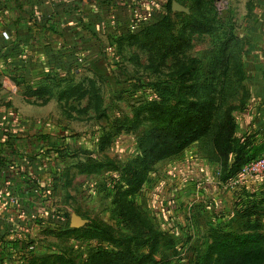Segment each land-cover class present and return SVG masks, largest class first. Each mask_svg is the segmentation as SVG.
<instances>
[{
	"label": "rangeland",
	"instance_id": "374dc122",
	"mask_svg": "<svg viewBox=\"0 0 264 264\" xmlns=\"http://www.w3.org/2000/svg\"><path fill=\"white\" fill-rule=\"evenodd\" d=\"M157 1L160 7L150 11L166 16L158 35L149 36L146 26L155 17L141 15L145 19L133 22L127 34L101 37L93 61L84 58L67 73L49 74L36 95L42 100L31 106L40 109L30 125L49 133L36 137L40 148L33 159H39L38 174L51 181L45 192L53 218L32 221L34 230L26 234L35 249L24 256L33 264H86L94 252L126 248L141 264H196L218 230L237 233L255 222L264 232V197L249 196L256 205L250 222L241 211L224 219L225 209L194 184L179 156L156 162L137 192H124L123 168L139 170L141 140L160 121L157 107L171 109L179 97L204 99L197 92L204 66L219 57L228 36L236 38L235 52L215 81L216 117L231 106L245 125L247 112L264 97V0H210L215 17L207 26L185 1H172L171 9L168 0ZM188 65L193 72L176 79ZM0 97H6L1 90ZM243 132L244 127L237 131L240 139ZM253 133L248 139L258 157L264 134ZM209 142L205 138L199 152L213 167L218 160ZM212 167L208 172L214 175ZM71 215L85 224L69 231Z\"/></svg>",
	"mask_w": 264,
	"mask_h": 264
},
{
	"label": "crops",
	"instance_id": "0c3cea01",
	"mask_svg": "<svg viewBox=\"0 0 264 264\" xmlns=\"http://www.w3.org/2000/svg\"><path fill=\"white\" fill-rule=\"evenodd\" d=\"M159 3L157 0H0V90L6 95L0 97L3 101L0 104H4L0 105V192L5 198L0 201V264H31L24 256L26 243H31L26 234L34 230L32 221L51 217L48 212L52 211L46 207L49 198L42 199L32 193L35 187L45 192L51 185L44 174H38L41 172L37 169L38 157L33 159L40 148L36 137L46 136L49 131L30 125L31 114H38L36 110L40 109L31 106L41 102L42 98L36 95L41 93L45 79L49 74L67 73L71 64L80 65L84 58L93 61L91 53L97 51L101 37L127 34L133 22L145 19L141 15L150 19ZM56 99L59 103V98ZM256 100L257 107L247 112L246 120L243 118L245 125L234 118L236 139H240L242 132L237 131L242 127L244 138L251 131L258 137L264 134V97L260 95ZM201 144L195 142L176 157L179 156L181 164L185 163L194 184L205 188L213 201L225 209L224 219L242 212L247 204H255L250 201V195L264 197L261 181L228 189L227 183L232 179L220 180V162L216 161L212 167L210 158L205 154L201 157ZM212 156L215 157L214 153ZM210 167L214 168V175L208 172ZM9 196L15 198L14 204L6 201Z\"/></svg>",
	"mask_w": 264,
	"mask_h": 264
},
{
	"label": "trees",
	"instance_id": "16d2710c",
	"mask_svg": "<svg viewBox=\"0 0 264 264\" xmlns=\"http://www.w3.org/2000/svg\"><path fill=\"white\" fill-rule=\"evenodd\" d=\"M172 1L178 0H168L167 9H171ZM182 1L188 4L189 10L193 13L196 12L197 19L199 17L203 19L206 23L205 26L212 22L213 15L215 17V9L210 0ZM153 17L155 18L151 23L146 25L148 29L151 28L149 36L158 35L161 30L159 24L166 20V16L163 15H153ZM191 23L193 24V19ZM234 41L236 38L228 36L221 51L218 52L219 57L204 66V82L197 91L205 94L204 99L199 101L179 97L177 104L171 109H168L165 103L157 107L156 113L159 115L158 120L160 121L151 126L141 140L139 170L129 166L123 168L122 178L126 187L125 193L127 191L137 192L146 173L156 162L177 156L195 142H202L205 138L210 139L209 152L214 153L215 159L221 164L220 180L222 182L236 177L245 164L264 153L255 157L256 150H252L255 147L248 137L243 140L234 137L236 124L232 115L233 107L228 106L220 117H216L217 86L215 81L219 78V72L227 66V57L235 52ZM97 48L99 49L98 44ZM237 64L242 68L240 73L241 71L245 73L243 65L238 61ZM191 69L190 65L182 67L176 79L191 73ZM190 88L188 87V89ZM59 100L62 101L63 97H59ZM255 209V204H247L242 210V218L250 220L251 216L255 215ZM69 231H73V229H69ZM123 262L141 264V260L127 248L117 252H94L86 264H122ZM33 263L34 261L31 262V264ZM196 264H264V232L255 222L252 225L247 224L237 233H225L218 230L212 235L208 249Z\"/></svg>",
	"mask_w": 264,
	"mask_h": 264
},
{
	"label": "built area",
	"instance_id": "2783aa9c",
	"mask_svg": "<svg viewBox=\"0 0 264 264\" xmlns=\"http://www.w3.org/2000/svg\"><path fill=\"white\" fill-rule=\"evenodd\" d=\"M249 181L264 182V153L260 157L245 164L242 167L241 171L236 175V177H234L227 183V187L230 190H234L238 186L243 185ZM36 183L39 184V181L36 180ZM32 193L38 197H41L42 199L48 198L46 192H43L36 187L33 189ZM4 199L5 198L3 194L0 192V201H3ZM6 201L9 204H14L16 200L13 196H9L6 198ZM51 218H53V214H51ZM34 249L35 244H27L26 251H34Z\"/></svg>",
	"mask_w": 264,
	"mask_h": 264
},
{
	"label": "water",
	"instance_id": "95a60500",
	"mask_svg": "<svg viewBox=\"0 0 264 264\" xmlns=\"http://www.w3.org/2000/svg\"><path fill=\"white\" fill-rule=\"evenodd\" d=\"M84 222L79 216L71 215L69 227L70 229H78L81 225L85 224Z\"/></svg>",
	"mask_w": 264,
	"mask_h": 264
}]
</instances>
